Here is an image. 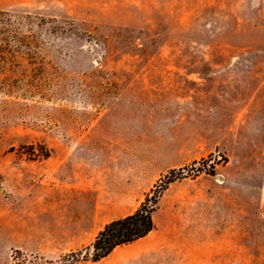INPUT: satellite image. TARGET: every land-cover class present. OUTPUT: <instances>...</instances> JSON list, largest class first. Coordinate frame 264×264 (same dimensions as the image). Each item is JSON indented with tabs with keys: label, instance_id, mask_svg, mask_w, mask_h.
I'll use <instances>...</instances> for the list:
<instances>
[{
	"label": "rangeland",
	"instance_id": "rangeland-1",
	"mask_svg": "<svg viewBox=\"0 0 264 264\" xmlns=\"http://www.w3.org/2000/svg\"><path fill=\"white\" fill-rule=\"evenodd\" d=\"M263 114L264 0H0V264H264Z\"/></svg>",
	"mask_w": 264,
	"mask_h": 264
},
{
	"label": "trees",
	"instance_id": "trees-1",
	"mask_svg": "<svg viewBox=\"0 0 264 264\" xmlns=\"http://www.w3.org/2000/svg\"><path fill=\"white\" fill-rule=\"evenodd\" d=\"M175 172V170L170 171L162 180V184L155 185V188L132 213L107 222L99 230L87 247L88 255L92 260H99L110 254L117 246L134 242L152 231L153 213L159 197L166 185L174 179Z\"/></svg>",
	"mask_w": 264,
	"mask_h": 264
},
{
	"label": "crops",
	"instance_id": "crops-1",
	"mask_svg": "<svg viewBox=\"0 0 264 264\" xmlns=\"http://www.w3.org/2000/svg\"><path fill=\"white\" fill-rule=\"evenodd\" d=\"M259 133L260 135L264 136V114L261 115V121H260V127H259ZM262 141L264 142V139H262ZM113 192L115 193V196L118 197L119 196V185L117 184L116 187L114 188ZM262 200L264 202V181H263V186H262ZM141 239V238H140ZM139 240V239H138ZM119 248V246H117L115 249Z\"/></svg>",
	"mask_w": 264,
	"mask_h": 264
}]
</instances>
